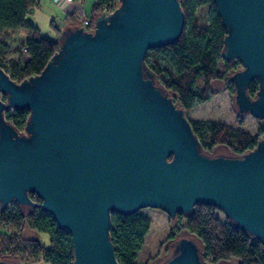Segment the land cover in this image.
Returning a JSON list of instances; mask_svg holds the SVG:
<instances>
[{"label": "water", "instance_id": "1", "mask_svg": "<svg viewBox=\"0 0 264 264\" xmlns=\"http://www.w3.org/2000/svg\"><path fill=\"white\" fill-rule=\"evenodd\" d=\"M213 1L227 32L222 57L243 67L230 76L238 115L260 120L263 132L239 157L203 154L184 109L146 64L150 50L181 37L179 0H119L92 31L66 25L44 70L21 83L0 67V209L50 215L71 235L73 264H120L111 214L148 208L175 221L198 204L214 207L264 247V0ZM15 109L30 112L24 132L6 118ZM162 264L208 263L188 235Z\"/></svg>", "mask_w": 264, "mask_h": 264}, {"label": "trees", "instance_id": "2", "mask_svg": "<svg viewBox=\"0 0 264 264\" xmlns=\"http://www.w3.org/2000/svg\"><path fill=\"white\" fill-rule=\"evenodd\" d=\"M179 1L185 15L181 37L173 45L150 50L146 55V64L155 74L157 83L170 93L175 104L187 114L196 102L206 103L213 98L212 83L223 81L228 89L234 90L230 76L238 71L240 63L233 64L222 57L227 32L214 1ZM118 6L119 0H95L91 15H100L105 10L114 11ZM37 7L38 0H0V35L20 32L25 37V60L11 61L7 68L0 59V67L16 83L39 75L59 50L57 39L42 38L36 25L28 20ZM203 9L206 11L204 22H200L196 19V14ZM199 79H203V85L197 90L195 86ZM258 90L259 83L255 80L249 86V95L254 98ZM29 117L30 112L25 109L6 113L8 122L19 132H24ZM190 123L201 142L203 154L207 156H212L210 154L217 146H225L230 151V156L239 157L255 149L261 140L260 135L251 136L241 130L215 123ZM260 134L263 132L260 131ZM206 135L210 137L208 145L204 143ZM30 198L41 203L35 195H30ZM217 212L214 207L198 204L194 214L188 217L178 214L175 221L182 226V221L186 220V225L182 227L199 241L203 259L208 264H220L232 259L237 260L238 264H264V247L258 241H252L242 231L234 229L228 220L222 223ZM150 227V219L141 212L130 216L111 214L110 236L120 264H136L137 255ZM182 227L177 229L180 231ZM26 230L40 236L45 234L48 241L36 238L24 241ZM0 234L10 239L9 244L4 240L1 242L2 259L18 258L15 245L22 244L26 246L20 258L23 264L74 262L71 235L60 230L53 218L40 208L23 210L18 205L11 204L5 210L0 209ZM170 238L174 240L173 233Z\"/></svg>", "mask_w": 264, "mask_h": 264}, {"label": "rangeland", "instance_id": "3", "mask_svg": "<svg viewBox=\"0 0 264 264\" xmlns=\"http://www.w3.org/2000/svg\"><path fill=\"white\" fill-rule=\"evenodd\" d=\"M41 6L37 7L32 15L28 17V20L36 25L39 29L40 36L44 39L56 40L60 33L63 31V27L66 25L72 26L78 24L75 17H64L63 6L53 2V0H40ZM75 1V0H74ZM73 3V2H69ZM87 0H83V4H88ZM56 4L59 6L57 8ZM94 6V5H93ZM92 6V8H93ZM206 11L200 10L196 14V19L200 22H204V14ZM92 17L91 13H78L79 26L85 28L87 22L90 23L91 29L88 27V31H92L94 27V20L98 16ZM91 18L94 20L91 21ZM86 29V28H85ZM24 35L20 32H10L8 35H0V59L8 68L11 61H23L27 58V54L23 49ZM233 64L239 63L238 61L232 62ZM240 64L239 69H242ZM203 85V79H199L196 83V89H200ZM213 98L206 103L196 102L193 109L190 110L186 117L191 122H205L215 123L217 125L226 126L230 129L241 130L245 134L251 136L260 135L263 138V134H260V120L253 118L251 115L239 116L237 108L234 103L235 89L230 90L227 88L226 83L223 81H216L212 83ZM12 111V110H10ZM210 137L205 136L204 143L209 144ZM210 155H231L230 151L225 146H217L214 148ZM144 216L148 217L151 222L150 231L145 239L142 249L137 255L136 264H162L171 254V245L178 238L188 236L184 227L186 220L182 221V226L178 222L170 220L169 216L158 209H144L140 211ZM217 217L222 223H226L227 219L222 212H217ZM177 227H182L179 231ZM171 233L174 234V240L170 238ZM1 235V234H0ZM42 239L46 242L48 237L45 234L41 236L37 233L26 230L23 235L24 241H30L32 239ZM9 244L10 239L0 236V245L2 241ZM18 254L16 260H21V255L25 251V245H15ZM15 249V248H14ZM220 264H238V261L232 259L228 262H222Z\"/></svg>", "mask_w": 264, "mask_h": 264}, {"label": "crops", "instance_id": "4", "mask_svg": "<svg viewBox=\"0 0 264 264\" xmlns=\"http://www.w3.org/2000/svg\"><path fill=\"white\" fill-rule=\"evenodd\" d=\"M87 2L89 3L83 4V0L74 1L73 3L63 1L60 4L61 6H63V9L60 10L63 12L65 18L66 16H68L69 18L75 17L76 21H78L79 23L80 21L78 20V13H86L90 15L92 6L95 4V0H87ZM39 6H41L40 0H38V7ZM56 6L57 8L59 7L57 4Z\"/></svg>", "mask_w": 264, "mask_h": 264}, {"label": "built area", "instance_id": "5", "mask_svg": "<svg viewBox=\"0 0 264 264\" xmlns=\"http://www.w3.org/2000/svg\"><path fill=\"white\" fill-rule=\"evenodd\" d=\"M55 1V3H57V4H61V2H63V1H65V2H74V0H54ZM114 11L113 10H105V14L106 15H108V14H111V13H113ZM91 25H90V23L89 22H87V24H86V26H85V28H86V30H87V28L88 27H90ZM93 29V28H92ZM10 206V205H9Z\"/></svg>", "mask_w": 264, "mask_h": 264}]
</instances>
